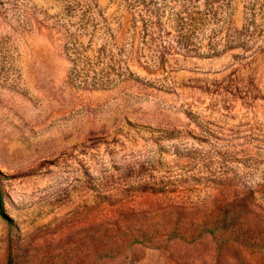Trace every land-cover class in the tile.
Instances as JSON below:
<instances>
[{
  "label": "rangeland",
  "instance_id": "rangeland-1",
  "mask_svg": "<svg viewBox=\"0 0 264 264\" xmlns=\"http://www.w3.org/2000/svg\"><path fill=\"white\" fill-rule=\"evenodd\" d=\"M0 171V264H264V0H0Z\"/></svg>",
  "mask_w": 264,
  "mask_h": 264
},
{
  "label": "trees",
  "instance_id": "trees-1",
  "mask_svg": "<svg viewBox=\"0 0 264 264\" xmlns=\"http://www.w3.org/2000/svg\"><path fill=\"white\" fill-rule=\"evenodd\" d=\"M3 177H4V176H3V174H2L1 171H0V181H1V179H2ZM3 207H4V193H3V190H2V188H1V186H0V211L3 210ZM211 232H214V230H212Z\"/></svg>",
  "mask_w": 264,
  "mask_h": 264
}]
</instances>
